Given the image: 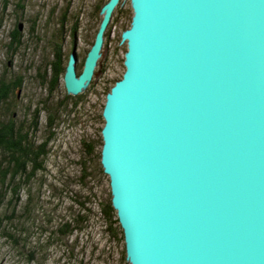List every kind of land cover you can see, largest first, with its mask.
Returning a JSON list of instances; mask_svg holds the SVG:
<instances>
[{"label":"water","instance_id":"1","mask_svg":"<svg viewBox=\"0 0 264 264\" xmlns=\"http://www.w3.org/2000/svg\"><path fill=\"white\" fill-rule=\"evenodd\" d=\"M120 1L102 6L80 74L71 54L69 93L98 74ZM130 3L101 130L127 261L264 264V0Z\"/></svg>","mask_w":264,"mask_h":264},{"label":"rangeland","instance_id":"2","mask_svg":"<svg viewBox=\"0 0 264 264\" xmlns=\"http://www.w3.org/2000/svg\"><path fill=\"white\" fill-rule=\"evenodd\" d=\"M9 1L6 28L0 36V68L6 63L11 70L21 68L27 75H34L43 59L52 57L53 42L60 41L59 30H64L62 33L65 40L60 43L65 54L64 62L67 64L70 53L69 29L80 19L81 23L76 24L79 28L78 51L80 59L84 61L96 38L98 17H103L99 5L102 0ZM19 2L24 5L23 8L17 6ZM119 4L123 9L121 13L114 14L120 19L114 23L109 35L105 34L102 56L96 68L99 73L78 99L76 112L70 113L60 123L58 137L47 158L46 170L38 173L30 186L21 192L17 211L21 215L16 219L18 228L12 229L20 236V242L13 244L4 236L0 237V264H129L125 259V242L121 234L118 233L116 238L107 235L104 222L97 215L98 202L105 200L110 194L109 176L101 173L98 160L94 165L95 174L89 182L98 196L97 203L95 201L93 204L96 213L92 215L91 223L86 229L70 234L57 231L70 219L71 213L78 210L71 196L79 192L88 194V191L80 187L77 178L80 174V167L76 163L81 154L79 140L84 136L95 140L96 151L99 152V129L103 124L100 113L106 101L105 88L125 70L123 62L127 43L122 42L121 34L125 24L130 21L132 7L130 0H121ZM20 22L23 23L22 33L26 45L21 47L22 53L11 58L7 56L4 43L8 42V31ZM79 69H82V65ZM28 86L21 91L22 100L16 108L19 114L22 106L30 102V97L36 102L45 93L34 79ZM64 92L65 84L62 79L58 94L62 96ZM28 202L32 217L22 209Z\"/></svg>","mask_w":264,"mask_h":264},{"label":"trees","instance_id":"3","mask_svg":"<svg viewBox=\"0 0 264 264\" xmlns=\"http://www.w3.org/2000/svg\"><path fill=\"white\" fill-rule=\"evenodd\" d=\"M107 1L102 0L99 3L100 9ZM21 4L19 2L17 6L23 8L24 5ZM9 5V0H0V36L6 28ZM122 9V6H118L114 11L106 35H109L114 23L120 19L119 16L116 17L114 14L116 12L121 13ZM131 12L130 21L125 24L124 30L131 24L132 8ZM98 19L100 26L102 17L99 15ZM19 24L8 31L6 36L8 37V42L4 43L7 56H11V58L22 53L21 47L26 45ZM53 45L52 57H45L32 76L27 75L24 72L25 70L23 71L21 68L17 71L11 70L6 63L4 67L0 68V237L4 236L6 240L13 244L20 242V236L12 229L15 228L16 230L18 228L16 219L21 215L17 212L21 200V192L25 187L30 186L38 173L46 170L47 158L51 153L55 139L58 137L60 123L65 117L68 118L70 113L76 112L79 106L78 99L85 92L73 94L69 93L65 87L63 95L60 96L58 94L61 80H64L66 64L64 62L62 43L54 41ZM123 73L111 80V83L105 88V94L110 91L118 79L122 78ZM32 79L38 83L45 93L36 102H33V97H30V102L22 106L21 114H19L16 108L19 101L22 100L21 91L29 87L28 84ZM100 119L103 124L99 129L101 147L99 152L96 151L97 143L95 140L88 139L85 136L79 140L81 154L80 159L76 163L80 167V174L77 178L78 182H80V187L84 191H88V194L79 192L75 196H71L73 203L77 204L78 210L71 213L70 219L57 229L59 233L70 234L76 230L86 229L91 223L92 215L96 213L93 204L95 201L97 203L98 196L95 188L90 186L89 182L92 179V175L95 174L93 170L97 160L101 173L106 174L101 163L103 146L101 130L105 123L102 112L100 113ZM72 191L71 193L73 194ZM111 198L110 191L109 197L98 202L97 215H100L103 220L104 230L107 235L111 238H116L118 233H120L124 240L123 230ZM22 209L24 213L29 214V217L31 216L29 202L24 204Z\"/></svg>","mask_w":264,"mask_h":264},{"label":"flooded vegetation","instance_id":"4","mask_svg":"<svg viewBox=\"0 0 264 264\" xmlns=\"http://www.w3.org/2000/svg\"><path fill=\"white\" fill-rule=\"evenodd\" d=\"M78 17H76V19H77ZM81 20V19H80ZM75 21L74 22V25L73 26H71V28L69 29V41H70V44H69V49H70V53H69V55H68V61H67V64H66V67H67V65H68V63H69V60H70V57H71V54H73L74 53V55H75V68H76V72H77V74H80L82 71H83V69H84V66H85V60H86V57H87V54H88V52H89V50H88V52H87V54H86V57H85V59H84V61H82L81 59H80V55H79V51H78V48H79V45H78V36H79V28H78V26L76 25L77 23L78 24H80L81 23V21ZM77 26V27H76ZM80 28H81V26H80ZM64 30H59V33H58V37H59V35H60V37H59V39H60V41L59 42H62V43H64L63 41L65 40V36L63 35V32ZM57 37V36H56ZM55 37V38H56ZM62 51H63V46H62ZM65 55V54H64ZM82 62V63H81ZM99 62V61H98ZM81 65H82V69L80 70L79 68L81 67ZM99 65V63L97 64V66ZM97 66L95 67V72H98L97 70H96V68H97ZM99 73V72H98ZM95 76H97V74L96 73H94V75H93V78H92V80L94 79V77ZM92 80H91V82H92ZM91 82H90V84H91ZM65 84V83H64Z\"/></svg>","mask_w":264,"mask_h":264}]
</instances>
